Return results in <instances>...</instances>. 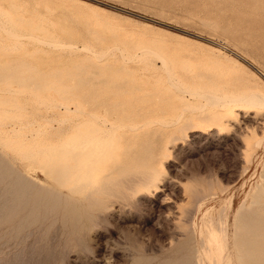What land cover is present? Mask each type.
I'll use <instances>...</instances> for the list:
<instances>
[{"label":"rangeland","instance_id":"1","mask_svg":"<svg viewBox=\"0 0 264 264\" xmlns=\"http://www.w3.org/2000/svg\"><path fill=\"white\" fill-rule=\"evenodd\" d=\"M263 30L264 0H0V264H210L209 230L238 264L235 224L264 187V105L228 115L205 91L264 97ZM101 56L146 94L198 92L163 118L141 103L107 114L132 131L99 157L98 191L74 192L26 155ZM24 62L33 80L11 78ZM202 111L219 120L171 123Z\"/></svg>","mask_w":264,"mask_h":264},{"label":"bare ground","instance_id":"2","mask_svg":"<svg viewBox=\"0 0 264 264\" xmlns=\"http://www.w3.org/2000/svg\"><path fill=\"white\" fill-rule=\"evenodd\" d=\"M59 49L63 50L62 48ZM75 49L72 47L68 51L74 54ZM97 59L95 66L97 68H81L78 71L76 75L77 94L69 95L67 98V100L71 99L73 102L58 105L63 107L64 114L56 119L45 120V131L39 128L35 129V131L33 130L30 136L31 139L29 138L30 151L26 155L29 159L34 158L42 161L44 166L53 172L50 171L51 174H56L63 186L72 185L73 189L72 187L70 188L74 192L75 190L90 189L96 190L95 192L98 191L99 188L96 189L95 182L100 173L98 167L101 161L99 157L103 155L105 147L113 143L112 141L126 137V134L129 133L128 131H132L131 127L127 132H122L120 126L110 120L107 114L114 111L116 107L125 108L141 103V110L146 109L151 114H154V110L157 109L160 114L158 117L163 118V114L170 109V100L180 103V106L177 107L180 108L183 105H188V95L195 97L198 92V90L192 89L189 90L188 95L170 94L169 90L164 88L161 92L146 94V89L139 83L142 78L137 80L130 77V79L121 81L115 72L112 73L102 68L110 64L107 58L101 56ZM245 68L247 67L245 66ZM33 69L29 63L24 62L8 68V71L11 78L16 79L19 76L18 72L23 71L24 73L22 74L26 75ZM129 73L133 74V72ZM28 77L29 80H33L34 76L31 74ZM20 82L23 84L25 81L21 80ZM34 84L37 89H40L39 82L36 81ZM217 92V90L205 91L207 94L206 100L215 106L223 108L224 113L228 115L236 114L237 111L243 109L264 105V97L261 96L252 98L236 94L221 96ZM71 103L74 104V110H72ZM179 120H182L185 128L192 127V125L199 122L210 123L218 121L219 116L217 114L209 115L206 111H202L198 116L190 117L184 121L183 118L177 116L171 122L172 125H177L176 122ZM193 120L196 123L191 124ZM53 123L57 124V128L54 127ZM176 129L181 130V128ZM57 144H61V152L59 154L50 153ZM44 166L41 165L40 167ZM17 191L19 190L17 189ZM92 193L94 192H89L88 196ZM255 198V202H253L255 207L253 208L252 206V210L248 209L251 211H244L246 213L239 214L237 225L235 224L236 229L232 249L238 264H264V187L259 188ZM91 199L93 200V198ZM225 241L221 231H208L206 257L210 264H222V260H226V257L223 256L227 251V243Z\"/></svg>","mask_w":264,"mask_h":264}]
</instances>
